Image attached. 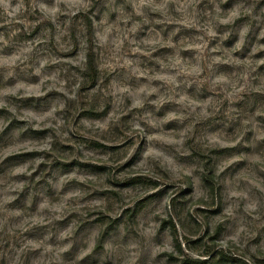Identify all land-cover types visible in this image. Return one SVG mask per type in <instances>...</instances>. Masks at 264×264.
<instances>
[{
	"label": "clouds",
	"instance_id": "1",
	"mask_svg": "<svg viewBox=\"0 0 264 264\" xmlns=\"http://www.w3.org/2000/svg\"><path fill=\"white\" fill-rule=\"evenodd\" d=\"M0 264H264V0H0Z\"/></svg>",
	"mask_w": 264,
	"mask_h": 264
}]
</instances>
